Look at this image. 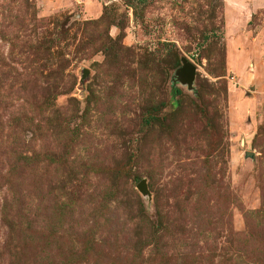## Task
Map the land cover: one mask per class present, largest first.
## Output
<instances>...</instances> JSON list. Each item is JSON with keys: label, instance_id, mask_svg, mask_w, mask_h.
Returning a JSON list of instances; mask_svg holds the SVG:
<instances>
[{"label": "rangeland", "instance_id": "374dc122", "mask_svg": "<svg viewBox=\"0 0 264 264\" xmlns=\"http://www.w3.org/2000/svg\"><path fill=\"white\" fill-rule=\"evenodd\" d=\"M0 264H264V0H0Z\"/></svg>", "mask_w": 264, "mask_h": 264}, {"label": "water", "instance_id": "95a60500", "mask_svg": "<svg viewBox=\"0 0 264 264\" xmlns=\"http://www.w3.org/2000/svg\"><path fill=\"white\" fill-rule=\"evenodd\" d=\"M197 67L196 65L191 62L188 58L183 57L182 58V65L178 69V72L174 75L173 80L174 83H176V80H179L188 86H191L193 84L195 75H196ZM247 155H253V152L248 151ZM147 183L145 178H143L139 183H138V188L141 192L147 193Z\"/></svg>", "mask_w": 264, "mask_h": 264}, {"label": "trees", "instance_id": "16d2710c", "mask_svg": "<svg viewBox=\"0 0 264 264\" xmlns=\"http://www.w3.org/2000/svg\"><path fill=\"white\" fill-rule=\"evenodd\" d=\"M179 91H180V89L178 87H174L173 94H177Z\"/></svg>", "mask_w": 264, "mask_h": 264}]
</instances>
